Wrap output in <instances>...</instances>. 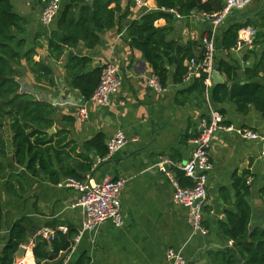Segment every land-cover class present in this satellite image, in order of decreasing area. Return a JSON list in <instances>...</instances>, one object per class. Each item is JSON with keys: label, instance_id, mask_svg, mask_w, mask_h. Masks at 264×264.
I'll list each match as a JSON object with an SVG mask.
<instances>
[{"label": "crops", "instance_id": "crops-1", "mask_svg": "<svg viewBox=\"0 0 264 264\" xmlns=\"http://www.w3.org/2000/svg\"><path fill=\"white\" fill-rule=\"evenodd\" d=\"M45 2L37 5L32 0L12 1L14 12L24 20L21 38L25 44L22 52L34 50V60L49 65L53 71L52 85L49 86L46 81L38 82L22 60L15 67L19 92L32 95L37 101L52 106V134L66 130L70 140L79 146L97 133H102L106 140L117 131L124 134L126 144L99 163L97 158L92 172L87 174L95 182L105 178L125 181L120 196L123 223L118 228L105 223L97 231L85 232L79 237L80 214L79 209L74 207L79 194L58 186L65 179L61 172L63 168L55 164L53 153L52 169L58 172L56 180L47 173L40 171L33 174L19 166L13 156L12 133L7 124L3 134L6 144L0 154L3 167L0 172V203L3 212L0 255L10 227L20 218H25L30 225L26 242L21 245L26 248L25 256L21 260H14V264H28L29 254L32 264H36L32 254L34 240L44 229L58 231L60 227L77 232L76 238L79 237L77 243L73 241L63 264L83 252L89 255L91 264H168L165 258L167 249L179 251L189 264H211L210 252L230 247V243L220 233L219 224L226 221V212L236 211L235 177L246 173V181L250 179L247 184L250 189L247 200L252 207L253 225L262 217L264 157L261 151L264 146V117L253 107L246 114H239L230 102L213 107L218 112L220 107L223 108L224 115H221L225 122L255 132L261 140H243L235 133L214 134L209 149L212 171L208 175L207 201L203 208L204 226L208 234L206 237L192 235L187 210L173 202V186L168 178L157 171L155 165L162 159L176 165L190 159L193 150L190 141L198 135L200 120L208 111L205 103L197 98L179 96V92L191 82H185L183 78V84H174L175 67L166 65L169 74L162 91L158 92L149 86L153 71L141 53L131 47L127 28L145 11L157 10L154 0H147L145 9L137 8L131 0H111L109 8L117 9L116 25L101 32L97 42L85 40L67 49L58 60L50 59L46 52L49 34L55 30L56 22L48 27L42 25L40 17ZM68 2L60 0V11ZM171 15L168 23L160 19L154 24L157 28H166L165 40L176 45L168 58L176 56L177 46L182 51L179 56L184 54V47L189 43L193 44L191 58L200 57L203 52L200 37L211 31L210 23L197 11H193L190 16ZM233 21L250 22L258 39L250 46L232 48L228 52L219 46L216 48V38L219 39L222 30ZM262 52L264 0H252L246 9L233 11L218 27L214 63L219 59L236 63L239 70L234 84L241 85L245 83V70L255 67ZM69 56L84 59L80 71L82 74L102 69L108 63L117 68L120 85L111 96L108 106L98 108L71 86L65 70ZM191 58L187 57L183 61L185 68ZM80 72L76 69L75 73ZM220 76L222 84H225V76ZM259 76L263 74L259 73ZM213 86L211 80L209 90ZM83 105L88 110V120L78 122L76 114ZM54 236L53 233L52 238ZM62 256L60 254L53 264Z\"/></svg>", "mask_w": 264, "mask_h": 264}, {"label": "trees", "instance_id": "trees-1", "mask_svg": "<svg viewBox=\"0 0 264 264\" xmlns=\"http://www.w3.org/2000/svg\"><path fill=\"white\" fill-rule=\"evenodd\" d=\"M13 0H0V154L5 148L3 138L5 125L8 124L11 137V147L15 162L33 174L44 172L49 177L57 179L53 170V160L58 167H62L65 178L84 180L96 164L95 160L107 157L105 136L97 133L79 146L70 140L69 132L58 130L49 135L47 131L53 126L54 109L47 103L37 101L32 95L21 94L15 67L24 60L28 72L39 82L46 81L52 85L53 71L49 65L35 61L34 50L22 52L25 41L21 38L24 20L13 10ZM27 1V0H25ZM37 5L43 1L32 0ZM157 10L145 11L127 28L131 47L141 53L142 58L151 67L164 89L167 84L169 67H175L174 84H183L186 68L183 66L185 58H191L193 44H187L185 53L176 48V56L170 57L176 46L165 40L166 28L155 27V22L164 19L167 23L172 15L167 9H175L180 16H190L193 11L204 14L221 11V0H154ZM111 0H69L68 4L56 15L55 30L49 34L46 52L50 59L58 60L69 48L76 47L80 42L98 41V36L104 30L113 28L116 24L117 9H110ZM116 18V19H115ZM52 22V23H53ZM252 27L250 22L233 21L224 28L216 41L218 46L229 51L236 46L238 31L243 27ZM219 43V44H217ZM194 45H196L194 43ZM84 59L69 56L65 70L70 77L71 86L78 90L85 100H89L100 81L102 69L82 74L81 67ZM216 70L227 82L214 85L209 90V100L214 106H221L226 102L232 103L239 114H246L250 107L264 117V52L259 62L252 70H245L244 84H234L238 78L239 67L236 63L219 59L215 63ZM76 69L80 73H75ZM262 73L263 76H259ZM204 79L201 74L179 92V96H193L200 102L204 99ZM219 112L224 115L223 108ZM66 167H64V166ZM3 167L0 164V172ZM182 187L192 185L191 180L185 178L181 172L176 173ZM244 173L235 177L236 191L235 212H226V221L220 222L219 229L223 238L230 243V247L209 253L211 264H264V189L261 190L263 201L262 217L253 225L252 207L247 197L250 189L246 184ZM54 180V181H55ZM3 224V212L0 203V230ZM29 221L25 218L17 220L8 230L5 245L1 251L0 264H14L15 255L21 245L26 242L29 233ZM55 236L44 240L40 236L33 242L32 254L36 264H53L58 256L63 255L54 264H63L67 253L73 246L77 232L67 229L65 234L54 230ZM28 264H32L31 255L27 257ZM67 264H91L87 252L78 254Z\"/></svg>", "mask_w": 264, "mask_h": 264}, {"label": "built area", "instance_id": "built-area-1", "mask_svg": "<svg viewBox=\"0 0 264 264\" xmlns=\"http://www.w3.org/2000/svg\"><path fill=\"white\" fill-rule=\"evenodd\" d=\"M207 1L209 0H200L201 3ZM131 2L139 9L147 7V0H131ZM251 2L252 0H223L221 11L209 14L202 13L203 18L210 23L211 31L201 35L202 55L198 58H191L188 61L184 81L191 82L198 74L205 75L204 99L208 112L200 120L198 135L190 141L193 146L190 159L180 165L173 164L167 159H162L155 165L157 171L168 178L173 186V202L187 210L188 224L192 235L206 237L208 234V230L204 226L203 208L207 201L206 186L208 175L212 171L209 149L214 134L217 132L235 133L243 140H261L257 133L225 122L221 113L213 108L209 100L212 74L216 71L214 63L216 31L233 11H242ZM59 10L60 0H47L40 17L42 25L45 27L50 26ZM165 11L179 17L175 9H167ZM255 36L256 31L253 28H241L238 32L234 49L252 45ZM119 85L120 79L117 68L113 64H106L101 70L99 84L88 101L98 108L108 106L111 96L117 91ZM149 86L158 92L163 90L159 79L155 75L150 77ZM76 120L78 122L88 120V110L85 105L78 108ZM126 142L127 139L124 134L121 131H117L106 142V158L120 150ZM261 156L264 157V146ZM101 161V159H97V163ZM177 172H181L185 178L191 180L192 185L182 187L177 178ZM249 183L250 179L246 181V184ZM58 186L74 190L79 194L74 205V207L79 209L80 214L81 227L79 237L85 232L97 231L105 223H110L116 228L122 226L123 217L120 196L125 186L124 180L105 178L101 182H95L90 176L86 175L84 180L65 178ZM58 231L65 233L67 229L60 227ZM53 233L54 231L50 229H44L40 233V237L48 241L51 240ZM79 237L74 240L75 243L79 241ZM165 258L168 264H189L179 251L176 252L173 249L165 251Z\"/></svg>", "mask_w": 264, "mask_h": 264}, {"label": "water", "instance_id": "water-1", "mask_svg": "<svg viewBox=\"0 0 264 264\" xmlns=\"http://www.w3.org/2000/svg\"><path fill=\"white\" fill-rule=\"evenodd\" d=\"M222 78L219 74L218 71H215L213 74H212V84L213 85H218V84H222ZM54 132V129L53 128H50L48 130V133L49 134H52ZM261 202V201H260ZM25 251H26V248L25 246H20L16 255H15V260H21L24 256H25Z\"/></svg>", "mask_w": 264, "mask_h": 264}, {"label": "rangeland", "instance_id": "rangeland-1", "mask_svg": "<svg viewBox=\"0 0 264 264\" xmlns=\"http://www.w3.org/2000/svg\"><path fill=\"white\" fill-rule=\"evenodd\" d=\"M244 12V11H243ZM242 13V12H241ZM258 39V36H257V34H256V36H255V39H254V42L256 41ZM253 42V43H254Z\"/></svg>", "mask_w": 264, "mask_h": 264}]
</instances>
